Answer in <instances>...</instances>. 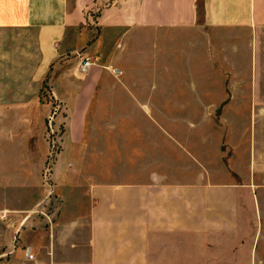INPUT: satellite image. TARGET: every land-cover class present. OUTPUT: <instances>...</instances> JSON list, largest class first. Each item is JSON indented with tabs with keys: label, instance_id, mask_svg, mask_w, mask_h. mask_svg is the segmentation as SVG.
I'll return each instance as SVG.
<instances>
[{
	"label": "crops",
	"instance_id": "crops-1",
	"mask_svg": "<svg viewBox=\"0 0 264 264\" xmlns=\"http://www.w3.org/2000/svg\"><path fill=\"white\" fill-rule=\"evenodd\" d=\"M3 26L36 30L74 154L26 207L0 180V264H264V0H0Z\"/></svg>",
	"mask_w": 264,
	"mask_h": 264
},
{
	"label": "rangeland",
	"instance_id": "rangeland-1",
	"mask_svg": "<svg viewBox=\"0 0 264 264\" xmlns=\"http://www.w3.org/2000/svg\"><path fill=\"white\" fill-rule=\"evenodd\" d=\"M260 39L264 60V33ZM39 54L34 28H0V180L20 184L17 195L11 197L23 207L42 198L44 187L53 186V168L62 151L74 154L72 148L63 146L68 109L53 95L45 78L33 81ZM261 86L264 89V81ZM85 134L87 138L110 137L107 131L86 130ZM79 152L108 154L110 149L84 147ZM91 165L78 164L83 171Z\"/></svg>",
	"mask_w": 264,
	"mask_h": 264
},
{
	"label": "built area",
	"instance_id": "built-area-1",
	"mask_svg": "<svg viewBox=\"0 0 264 264\" xmlns=\"http://www.w3.org/2000/svg\"><path fill=\"white\" fill-rule=\"evenodd\" d=\"M89 64H90V59L89 58H85L82 61V63L80 64L81 70L85 71L88 68ZM27 257L30 258V259H33L34 258V254L32 252H28Z\"/></svg>",
	"mask_w": 264,
	"mask_h": 264
}]
</instances>
